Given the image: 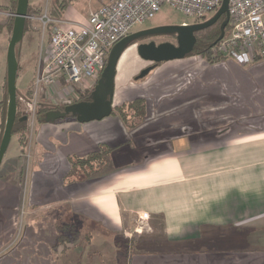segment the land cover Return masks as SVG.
Segmentation results:
<instances>
[{"label":"crops","instance_id":"crops-1","mask_svg":"<svg viewBox=\"0 0 264 264\" xmlns=\"http://www.w3.org/2000/svg\"><path fill=\"white\" fill-rule=\"evenodd\" d=\"M11 2L0 4L1 17L14 15ZM71 21L75 28L88 23ZM135 44L125 52L133 50L141 67L119 78V61L110 117L36 121L24 152L4 157L0 175L12 183L0 185L7 194L0 264H264V58L241 67L232 58L211 65L195 57L186 75L173 70L180 60L164 62L137 91L129 82L149 62ZM137 99L147 120L134 129L114 109ZM101 149L108 153L92 168L73 167ZM11 210L18 213L12 222ZM19 222V232L9 229Z\"/></svg>","mask_w":264,"mask_h":264},{"label":"built area","instance_id":"built-area-1","mask_svg":"<svg viewBox=\"0 0 264 264\" xmlns=\"http://www.w3.org/2000/svg\"><path fill=\"white\" fill-rule=\"evenodd\" d=\"M101 3L91 10L87 25L75 28L45 14L39 20L44 29L52 30L48 56L40 61L34 80L33 94L20 97L27 120L36 122L38 96L61 94L77 97L76 89L95 88L114 46L132 34L133 29L153 19L164 5L180 11L196 22L217 12L223 0H96ZM229 34L213 49L218 56L232 58L245 67L264 58V0H230ZM10 17L14 18V15ZM69 25V26H68ZM186 26V24H183ZM56 88L57 90L53 91ZM46 90V93H40ZM62 91V92H63ZM72 105V101L70 103ZM22 106V107H23Z\"/></svg>","mask_w":264,"mask_h":264},{"label":"rangeland","instance_id":"rangeland-1","mask_svg":"<svg viewBox=\"0 0 264 264\" xmlns=\"http://www.w3.org/2000/svg\"><path fill=\"white\" fill-rule=\"evenodd\" d=\"M4 1L8 2L6 4L8 8L12 7L11 0H0V4H3ZM71 2H73L72 5H70ZM63 3H65L67 6L70 5L69 6L70 10L67 8L69 11L59 10L60 8L59 6ZM100 6H101V3L96 0H29V12L34 13L36 12V10H39L38 15L30 14L31 16H34L39 19V18H42L45 14H47L48 17L53 18L54 20L62 19V21H59V22L75 20L76 17H83L88 20L90 11L97 9ZM0 11H2L1 7H0ZM56 13L58 14V16L56 15ZM216 13H217L216 11L210 13L209 15L206 16L205 19L201 21V23L209 21L216 15ZM1 18L3 19L1 20ZM0 21L7 26V27H0V102H1V100H3L2 86L3 84L5 85L6 78H7V54H8V47H9L10 39H11L10 33L12 34V30H13V25H12V28L8 26L9 24L10 25L14 24V18L8 15H4V16L2 15L1 17L0 15ZM221 22H219L215 26L216 30L220 29ZM183 24H186V26H191V25H195L196 21L192 18H188L184 16L182 13H180V11L172 8L171 6L164 5L161 11L153 19L149 20L146 24L142 26L136 27L135 29H133L132 33L151 29V28L161 27V26H183ZM227 32L228 31H226V33ZM51 33H52V30L50 29L45 30L43 27V24L39 20H31V21H28L27 23V28H26L23 40L19 44L18 50H17L18 63H19L17 90L19 92V95L21 94L22 97H24V95L20 93V91L30 88V87L31 88L28 91H31V94H33L34 85H32V82H33V79H35L37 67L38 65L41 64L40 61H44V59L48 56V46H49L50 38L52 36ZM151 42H154L157 45L162 44V43H172V44L177 45V39L174 36L148 37V38L137 41L135 45L148 44ZM195 57H199L203 59L201 56L186 57V59L180 60V62H176L177 64L179 63H182V64H179L180 66H177L173 70L179 71L181 74L184 73L185 75L187 73H192L190 70L193 69V64H195L194 62ZM137 58L138 60L142 61L138 55H137ZM137 65H138L137 61L135 60V58H133V50L129 49L128 51L124 53L122 59L120 60V63L118 66L119 78L126 77L128 76V74H131V75L135 74L141 67L140 64L139 66ZM152 65L153 64L151 63H146L145 68L152 66ZM157 73H159V65L157 69L153 71L148 78H146L145 80L139 81V82H136L133 79H131V81L129 82L130 85L128 86L133 87V88H138L137 91H144V88L147 85V83L153 77H155ZM154 85L159 87V82L155 83ZM151 87L152 86H149V88ZM55 90L57 89L54 88L53 91ZM91 90L93 91L94 88L86 90V91H82L81 89L77 88L76 89V92L78 94L77 97H75L72 94L69 95V93H67L66 91H63L62 87H60V90H59V92L61 91L60 95H58V93L54 94L52 91L47 92L48 95L38 96L37 112L42 105H46L45 107L47 109H57L63 106L71 105L70 104L71 101L73 103V102H78L80 100V93L82 95H86L87 93L91 92ZM40 93H46V90H44L43 92L41 91ZM5 100H6V103L8 104L7 93L5 96ZM132 102L134 101H131V102L123 101L121 104H119L120 106H117L114 109V113L119 115L120 118H123L121 117V113H119L117 109L123 108L124 110L127 111L129 104H131ZM22 106H21V111H22V108L24 109V106L23 107ZM142 108L143 109L146 108L145 103H143L139 107V109H142ZM0 112L1 113L5 112V109L3 106L2 108L0 107ZM6 115H7V111H6ZM22 116L27 117L26 113L24 112L22 113ZM126 116L127 117L131 116V120L126 119V123L128 124L129 122H132V127L134 129L143 126L147 120L146 115L145 117H142L141 115H139V111H135V112L127 111ZM4 118H5V123H6V117L1 116L0 125L4 124ZM36 121H38V113H37ZM25 123H26L25 125H26V130H27L26 138L32 137V134H33L32 131L34 127L36 126L35 124L36 122L33 123L31 120H27ZM126 123L124 121L125 125ZM1 129H2V125L0 126V132H2ZM18 144L19 143L16 139V136H13L11 139L10 145L8 147L7 153L5 155L6 159L11 158V157L14 158L16 154L18 155V153H20V148ZM29 159H30V151L28 150L26 153H24V158L22 159V162H21V165L24 166L23 167L24 170H27L28 168ZM15 164L17 165V163ZM15 164H14V167H15ZM9 182L12 183V176L11 175L5 176V173L3 172L0 175V185H3L4 183L10 184ZM5 196H7L5 191L0 192V206ZM16 215H18L16 210H11L9 212L8 219H10V222H12V218H14ZM23 215L26 216V209H24V213H23V209L19 211V216L22 217ZM10 226L11 227L9 229H12L17 233L21 229V222L15 223L14 225L10 224ZM61 231L63 232L61 237L65 236L66 234L64 232L66 231V227H62ZM74 233L75 232L72 230V238L68 242L70 243L76 242V239H75L76 236ZM63 238L64 237H62L61 239L58 238V240H59V244L62 245L61 248L65 249V243L63 241ZM12 242L13 240L7 241V244L4 247L7 248V246H12L13 244ZM28 242L29 240L26 239L25 241H21L20 243L21 246L19 247V250L23 251L24 254L26 253L25 248ZM3 243H5V241H3ZM14 244H15V241H14ZM1 252L2 250L0 251V258L2 256ZM61 252L64 253V250H61Z\"/></svg>","mask_w":264,"mask_h":264},{"label":"water","instance_id":"water-1","mask_svg":"<svg viewBox=\"0 0 264 264\" xmlns=\"http://www.w3.org/2000/svg\"><path fill=\"white\" fill-rule=\"evenodd\" d=\"M229 5L230 0H223L221 8L217 11L216 15L206 22L191 26H161L128 35L111 50L101 78L92 91V101L68 105L63 112H50L46 115V122H56L69 115L76 117L77 121L81 124L101 121L110 117L113 114L117 66L125 50L131 43L144 38L157 36H176L177 39V45L171 43L157 45L151 42L138 46V54L141 59L153 64L144 69L135 79L136 81L143 80L155 70L157 65L164 62L183 60L192 54L197 44L196 34L212 28L219 23L221 19L225 18V21L220 25V37L212 45V47L217 46L225 38L229 26ZM29 16V0H18L7 54L8 107L5 130L0 144V171L13 137V128L17 118V80L19 71L17 46L23 40ZM23 120L27 121V117H24Z\"/></svg>","mask_w":264,"mask_h":264},{"label":"trees","instance_id":"trees-1","mask_svg":"<svg viewBox=\"0 0 264 264\" xmlns=\"http://www.w3.org/2000/svg\"><path fill=\"white\" fill-rule=\"evenodd\" d=\"M16 4H17V0H15V6L14 8L16 7ZM59 10L61 11H65L68 6L63 3L59 6ZM16 9V8H15ZM15 9L12 8V11H14V14H15ZM38 12L39 11H36L34 13H30L29 12V15L30 14H35V15H38ZM56 15L58 16V14L56 13ZM223 21H225V18L222 19ZM13 21V19H12ZM28 23V22H27ZM196 23H199V21H197ZM218 24V23H217ZM216 24V25H217ZM12 25L13 24H9V27L12 28ZM214 25L212 28L208 29V30H205L203 32H199L196 34L197 36V44H196V47L193 51L192 54H190L188 57H191V56H201L204 60H206L207 63L211 64V65H214V64H217L221 61H224L228 58L226 57H222V56H217L215 54V51H214V47H212V45L217 41V39L220 37V29L219 30H216L215 29V26ZM27 28V26H26ZM26 31V29H25ZM227 33L226 35L229 34V31H230V27L228 26L227 28ZM203 34V35H201ZM135 44V42L131 43L129 46ZM19 46V45H18ZM18 46H17V50H18ZM106 64H107V61H106ZM158 67V65L156 66V68ZM155 68V69H156ZM101 78V76H100ZM7 82V81H6ZM6 93H7V84H6ZM92 90L91 92L87 93L86 95H82L80 93V100L78 102H73L72 104H75V103H80V102H91L92 101ZM17 104H18V112H17V118H16V122H15V125H14V128H13V136L15 135H19V144L20 146L22 147L21 148V152L20 153H23L24 152V149H25V146H26V143H27V138H26V123L25 121L23 120V116H22V111H21V103H20V97H21V94L19 95V92L17 90ZM26 96V95H25ZM31 96V91L28 92V95L27 97H30ZM84 96V97H83ZM8 97V95H7ZM144 103V101L142 99H137L135 100L134 102H132L131 104H129L128 108H127V111H139V107ZM5 109V112L2 113V116H5L6 117V111H7V106L8 104L6 103V100L4 99L3 103H1ZM6 104V105H5ZM46 105H42L39 110H38V121L39 123H45L46 122V115L50 112H63L65 107L66 106H63L61 108H57V109H47L45 107ZM23 109V108H22ZM117 111H119V113H121V117H123L122 119L126 121V119L128 118L126 116L127 114V111L124 110L123 108H119L117 109ZM131 118V116H129ZM68 118H72V119H76V117L72 116V115H69L67 117ZM5 118H4V124H1L2 125V129L0 132V143L2 141V137H3V134H4V130H5ZM0 125V126H1ZM108 151L105 150V149H101L100 152H97V153H94L93 155L87 157L86 159H82V160H78L77 163H72L73 167L76 165V164H80L81 166H88L90 165L89 167H93L95 164H98L99 163V160H101L102 158H104L106 155H107ZM92 164V165H91Z\"/></svg>","mask_w":264,"mask_h":264},{"label":"flooded vegetation","instance_id":"flooded-vegetation-1","mask_svg":"<svg viewBox=\"0 0 264 264\" xmlns=\"http://www.w3.org/2000/svg\"><path fill=\"white\" fill-rule=\"evenodd\" d=\"M222 21V19L220 20V22ZM223 22V21H222ZM221 22V23H222ZM157 37H167V36H157ZM174 37H176V36H174ZM145 39V38H144ZM142 40V39H141ZM172 44V43H171ZM160 45V44H159ZM175 45V44H174Z\"/></svg>","mask_w":264,"mask_h":264},{"label":"bare ground","instance_id":"bare-ground-1","mask_svg":"<svg viewBox=\"0 0 264 264\" xmlns=\"http://www.w3.org/2000/svg\"><path fill=\"white\" fill-rule=\"evenodd\" d=\"M125 59V58H124ZM122 62V61H121Z\"/></svg>","mask_w":264,"mask_h":264}]
</instances>
